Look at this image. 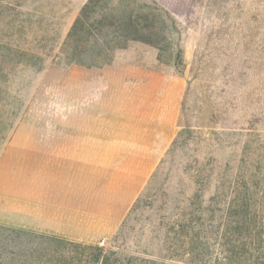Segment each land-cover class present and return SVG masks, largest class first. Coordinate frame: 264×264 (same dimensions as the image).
<instances>
[{
  "label": "trees",
  "instance_id": "16d2710c",
  "mask_svg": "<svg viewBox=\"0 0 264 264\" xmlns=\"http://www.w3.org/2000/svg\"><path fill=\"white\" fill-rule=\"evenodd\" d=\"M210 8L232 26L194 51L187 70L195 84L185 88L167 150L183 137L200 143V152L182 191L136 219L140 236L133 241L141 255L0 224V264H264V0H206L201 19ZM180 26L152 0H87L59 52L65 65L94 66L138 42L156 49L159 61L166 54L182 74ZM11 129L6 122L0 128L1 144ZM211 146H238L231 172L228 163L213 166ZM143 203L137 198L120 224V246Z\"/></svg>",
  "mask_w": 264,
  "mask_h": 264
},
{
  "label": "crops",
  "instance_id": "0c3cea01",
  "mask_svg": "<svg viewBox=\"0 0 264 264\" xmlns=\"http://www.w3.org/2000/svg\"><path fill=\"white\" fill-rule=\"evenodd\" d=\"M152 1L199 19L206 0ZM157 55L130 42L109 63L40 72L2 150L5 173L19 174L22 229L78 243L118 230L179 130L185 83Z\"/></svg>",
  "mask_w": 264,
  "mask_h": 264
},
{
  "label": "rangeland",
  "instance_id": "374dc122",
  "mask_svg": "<svg viewBox=\"0 0 264 264\" xmlns=\"http://www.w3.org/2000/svg\"><path fill=\"white\" fill-rule=\"evenodd\" d=\"M83 2L84 0H0V128L5 126V122L6 126L11 123L12 129L18 125L22 109L36 90L38 77L44 68L53 70L65 66L64 54L59 49ZM109 2L116 5L118 0ZM183 15L184 17L177 19L181 24L178 46L182 50V61L186 69L182 74L179 73L182 66L175 68L166 54L160 63L167 75L183 79L185 92L188 84H195L194 75L190 76L187 70L194 51H202L214 41L215 34L229 30L232 25L215 18L211 8L203 19L202 15L201 18H196L194 12H184ZM32 102L35 109L39 100L34 98ZM36 113L37 110H31L29 116H35ZM209 137L210 141L214 138L213 135ZM179 141L181 143L162 158L138 196L144 200V206L127 222V245L120 246L118 230L111 236L102 238L100 242L83 244L102 245L126 256L141 255L143 247H135L133 241V238L138 239L140 236L139 222L136 219L140 215L151 216L163 200L169 204L182 191L195 169L193 161L198 151L200 152V143L184 140L183 137ZM1 142L0 140V224L21 228L17 212L20 208L19 174L15 177L11 172L5 173L6 165L10 164H6L2 155L5 143ZM211 143L214 144L215 141ZM209 151H213L212 164L216 169L223 167L224 163H228L230 172L234 169L239 154L238 146H211ZM148 203L151 204L147 205ZM153 250L151 252L149 249V252H158Z\"/></svg>",
  "mask_w": 264,
  "mask_h": 264
}]
</instances>
